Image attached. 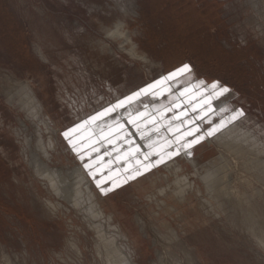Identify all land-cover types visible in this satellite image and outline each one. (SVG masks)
Instances as JSON below:
<instances>
[{
	"label": "rangeland",
	"instance_id": "374dc122",
	"mask_svg": "<svg viewBox=\"0 0 264 264\" xmlns=\"http://www.w3.org/2000/svg\"><path fill=\"white\" fill-rule=\"evenodd\" d=\"M184 64L192 74L158 84L120 111L154 108L165 119L126 126L124 160L102 166V153L88 157L81 148L102 141L97 135L112 116L97 119L95 129L92 117ZM201 80L230 89L213 101L218 110H200ZM224 106L244 115L194 144L190 158L182 148L159 164L161 152L145 159L148 140L156 137L149 146H160L168 132L182 137L179 145L191 141L230 114L219 110ZM71 128L75 148L64 136ZM232 128L248 138L229 151L217 140ZM34 157L64 174L83 169L85 200L88 187L102 217L90 202L75 207L56 194L36 173ZM263 158L264 0H0V264H106L100 236L108 234L127 264H264ZM252 161L263 173L252 171ZM149 163L136 179L101 190ZM177 163L183 167L176 175ZM211 169L217 193L208 183Z\"/></svg>",
	"mask_w": 264,
	"mask_h": 264
},
{
	"label": "bare ground",
	"instance_id": "6f19581e",
	"mask_svg": "<svg viewBox=\"0 0 264 264\" xmlns=\"http://www.w3.org/2000/svg\"><path fill=\"white\" fill-rule=\"evenodd\" d=\"M262 32V31H261ZM31 96V95H30ZM37 99V98H36ZM224 105H226V104H224ZM40 106V105H39ZM216 106V105H215ZM36 108V107H35ZM40 108H42V107H40ZM39 109V108H38ZM216 110H218V108L216 109ZM38 112V111H37ZM128 112H130L131 113V117H129V115L127 116V114L125 113V112H119V117H120V120L124 123H122L123 125H124V127L126 128V126H127V128L126 129H128V126H130L131 125V123H128V120L131 118V119H134V120H136V119H138V120H140V122H142L143 124H144V122H151V123H160V122H163L165 119L163 118V115H162V113L160 112V111H158V110H156V109H154V108H145V110L144 111H141L139 114H137L134 110H133V107H131L130 109H129V111ZM115 112H113L112 114H114ZM39 114V113H38ZM115 118H117V112L115 113ZM113 117V116H112ZM112 117H110L109 119L111 120V121H109L108 123H111L113 120H112ZM114 119V118H113ZM48 120V119H47ZM97 120V119H96ZM96 120H92L88 125H90L91 127H93V129H95V127L93 126V125H96ZM87 123H85L84 125H86ZM229 124V123H228ZM46 126V125H45ZM111 126H115L116 127V125H113V124H111ZM89 128V127H88ZM178 128H179V126H178ZM136 130V129H135ZM165 130V129H164ZM173 130H176V127H174L173 128ZM230 130V129H229ZM94 131V130H93ZM239 130H238V128H232L229 132H227L224 136H220L219 138H218V143H224L228 148V150L230 151V150H232V146H234L235 144H238L236 141L237 140H240V139H243V137H244V140L245 141H247V138H248V135L247 134H239V132H238ZM134 132V131H133ZM95 134V133H94ZM132 134V133H131ZM97 135V134H96ZM162 138H165V142L164 143H162V145H160V146H156V147H154L153 148V146H152V148H150V146L149 145H151V144H153V143H155L156 141H158L159 139L158 138H156V137H154V138H151L150 140H148V144L147 143H145V145L146 146H148V147H144L143 145H142V148L144 149V151H145V154L147 155V157H148V153L150 152V151H153L154 153H156V154H159V152H161L162 154H159V159H161L162 157H163V160H166V158H168L169 159V157H168V153L169 152H175L177 149H180V152H179V155H182V153H183V149L181 148V145H179V143L177 142L178 140H175L168 132H163L162 133ZM161 136H159V137H161ZM241 136V137H240ZM42 137V136H41ZM97 138H99L100 140H102L103 139V137H102V135H101V137H99L98 135H97ZM50 142V144H51V146H50V151H55V150H57V142H54V140H50L49 141ZM130 143V145H131V149L127 152L129 155H131L132 157L134 156V153L137 151V148L135 147V146H132V143H133V141H131V142H129ZM151 143V144H150ZM168 145H170V150H168ZM224 145V146H225ZM225 146V147H226ZM43 149V148H42ZM175 149V151H173ZM226 149V148H225ZM226 149V150H227ZM45 150H46V148H45ZM189 150V149H188ZM191 151V150H190ZM235 151H236V149H235ZM234 151V152H235ZM47 152V151H46ZM158 152V153H157ZM225 152V151H224ZM238 152H236V154H237ZM219 154H220V152H219ZM239 155V154H238ZM221 156H222V154H221ZM229 156V155H228ZM239 156H241V155H239ZM181 157V156H180ZM187 157L188 158H190L191 157V155H187ZM243 157L244 158H247V157H245V155H243ZM50 158H51V156H50ZM224 158V157H223ZM235 158V157H234ZM241 158V157H240ZM260 158V157H259ZM157 159H158V155H157ZM186 159V158H185ZM227 159V158H226ZM252 159V158H251ZM264 159V158H263ZM187 160V159H186ZM190 160V159H189ZM192 160V159H191ZM241 160V159H240ZM252 160H254V159H252ZM255 160H257V159H255ZM188 161V160H187ZM234 161V160H233ZM238 161V160H237ZM236 161H234V163H235ZM47 163V162H46ZM46 163H44L43 161L41 162V159H40V157H34V162H33V165H34V168H35V170H36V173L40 176V177H44V178H47V180L50 182V185H51V187L53 188V190L56 192V194H58L60 197H62V198H64V199H66L67 201H69L71 204H73L75 207H82V204H83V202L85 203V196L86 195H84V193H83V183H85V181L87 182V179H86V177H85V175H84V172H82V170L83 169H76V170H74L73 172H68L67 174H64V173H62V171L61 170H59V169H53V168H51L50 166H49V164H46ZM169 163H170V161H169ZM189 163V162H188ZM223 163V162H222ZM238 163V162H237ZM244 163H248V162H244ZM167 164H168V162H167ZM178 164V163H177ZM194 164V163H193ZM223 164H225V167H226V164H228V162L226 163V162H224ZM223 164H221L222 166H223ZM231 164V163H230ZM175 165V164H174ZM236 165V164H235ZM243 165V164H242ZM227 166H229V165H227ZM237 166V165H236ZM251 167H252V171H254L253 170V168L255 169V171H257V172H259V173H263V169H262V167H261V163H259V161H252V164L250 165ZM182 165H180V164H178V166H176L175 168V170H173V172L177 175L179 172H178V170H182ZM191 167V166H190ZM217 167V166H216ZM215 167V168H216ZM220 167V166H219ZM218 167V168H219ZM174 169V168H173ZM220 169V168H219ZM226 169V168H225ZM231 169V168H230ZM262 169V170H261ZM166 170V169H165ZM168 170V169H167ZM209 170V169H208ZM212 170V169H211ZM218 170V169H217ZM250 170V169H249ZM169 171V170H168ZM223 171V170H222ZM232 171V170H231ZM230 172V171H229ZM228 172V173H229ZM208 174H209V176L207 177V178H209L208 179V183H209V186H210V189L214 192V193H217V191H218V189H219V185H216L215 183H214V181H213V178L216 176V170L215 169H213L212 171H208L207 172ZM87 174V173H86ZM226 174V173H225ZM230 175L229 176H231V173H229ZM253 174H255V172L253 173ZM257 174V173H256ZM255 174V175H256ZM171 175V174H170ZM173 176V175H172ZM259 176V175H258ZM200 177V175L197 177V178H199ZM224 177H227V176H224ZM255 177H257V176H255ZM220 178V177H219ZM230 178V177H229ZM262 179V178H261ZM226 180H228L227 178H226ZM226 180H225V182H226ZM245 181H246V179H244ZM165 181V180H164ZM231 181V180H230ZM167 182V181H166ZM173 182V181H172ZM262 182H264V180L262 181ZM246 183V182H245ZM249 183V182H248ZM172 184V183H171ZM241 184V183H240ZM223 185V184H222ZM246 185H247V183H246ZM90 186V185H89ZM190 186V185H189ZM234 186V185H233ZM237 186V185H236ZM167 187V186H166ZM197 187V186H196ZM226 186H224L223 188H225ZM231 187V186H230ZM175 188V187H174ZM191 188V187H190ZM176 189V188H175ZM233 189V188H232ZM237 188H235L234 189V191L236 190ZM87 191H88V197H87V201L88 202H90L89 204H91V206H94V208L92 207V209L93 210H90L92 213H93V215H96V218H97V216H99V217H102V215L101 214H103V212L102 211H100L99 209H98V213L97 212H93L94 211V209H95V206H96V204H94L95 202V200H98L97 198H96V194L93 192V190L92 189H89L88 187H87V189H86ZM161 190V189H160ZM167 190V189H166ZM225 190V189H224ZM165 191V190H164ZM187 191V190H186ZM189 191V190H188ZM197 191V190H196ZM245 191V190H244ZM167 192V191H166ZM170 192V191H169ZM232 192V191H231ZM187 193V192H186ZM191 193V192H190ZM210 194V193H209ZM208 194V195H209ZM221 194V193H220ZM236 194H237V192H236ZM244 194V193H243ZM156 195H157V193H156ZM185 195V194H184ZM200 195H201V193H200ZM214 195V194H213ZM212 194H211V196H213ZM222 195H223V193H222ZM230 195V194H229ZM160 196V195H159ZM220 196V195H219ZM228 196V195H227ZM257 196V195H256ZM218 197V196H217ZM244 197V196H243ZM155 198V197H154ZM200 198V197H199ZM214 197H212V199H213ZM223 198H224V196H223ZM148 199V198H147ZM177 199V198H176ZM179 199V201H180V198H178ZM218 199V198H217ZM226 199V198H225ZM224 199V200H225ZM232 199V198H231ZM237 199H238V197H237ZM247 199H249V198H247ZM256 198H254V200H255ZM94 200V201H93ZM151 200V199H150ZM183 200H184V198H183ZM202 200V199H201ZM221 200V199H220ZM234 200H235V198H234ZM239 200H240V198H239ZM252 200V199H251ZM86 201V202H87ZM149 201V200H148ZM215 201V200H214ZM227 201V200H226ZM94 202V203H93ZM185 202V201H184ZM208 202V201H207ZM217 202V201H216ZM218 202H219V200H218ZM221 202V201H220ZM231 202H232V200H231ZM251 202V201H250ZM151 203V202H150ZM164 203V202H163ZM214 203V202H213ZM228 203V202H227ZM154 204H155V202H154ZM212 203H210V205H211ZM216 204V203H215ZM222 204V203H221ZM252 204H253V202H252ZM157 205V204H156ZM229 205V204H228ZM235 205V204H234ZM90 206V207H91ZM217 206V205H216ZM231 206V205H230ZM250 206V205H249ZM97 207V206H96ZM235 207V206H234ZM247 207V206H246ZM251 207H253L252 205L249 207V208H251ZM256 207V206H255ZM98 208V207H97ZM212 208H214V207H211V209ZM222 208H223V204H222ZM227 208V207H226ZM229 208V207H228ZM75 209H77V208H75ZM86 209V208H85ZM224 209V208H223ZM233 209V208H232ZM253 209H254V207H253ZM219 210V209H218ZM221 210V209H220ZM225 210V209H224ZM223 210V211H224ZM231 210V209H230ZM54 211V210H53ZM86 211H87V209H86ZM55 212V211H54ZM77 212V211H76ZM53 213V212H52ZM84 217V216H83ZM95 217V216H94ZM110 217V216H109ZM86 218V217H85ZM87 219V218H86ZM93 221V220H92ZM101 221V220H100ZM104 221H105V219H104ZM95 223V222H94ZM89 225V224H88ZM109 225V224H108ZM90 227H92V225L90 226ZM116 227V226H115ZM92 228H94V227H92ZM99 228V227H98ZM112 228V227H111ZM118 228V227H117ZM260 230V229H259ZM93 231V230H92ZM98 232V231H97ZM175 234V233H174ZM110 235H112V234H110ZM262 235V234H261ZM107 237L109 236V234L108 235H106ZM105 236V237H106ZM105 237L104 236H100V240H101V242H102V244H101V247L103 248L104 247V249H105V253H106V255H107V257L109 258V263L108 262H106V264L108 263V264H127V259L123 256V253L120 251L121 249H119L118 248V246H117V244H116V241H114V240H111L110 238H112V236H110V238H108L107 239V237H106V239H105ZM256 237V236H255ZM97 238H98V236H97ZM115 238V237H114ZM175 238V237H174ZM260 238V237H259ZM113 239V238H112ZM123 239H124V237H123ZM258 239V238H257ZM118 240V239H117ZM125 240H127V239H125ZM174 240V239H173ZM123 241V240H122ZM121 241V242H122ZM99 242V241H98ZM120 243V242H119ZM71 244V243H70ZM100 244V243H99ZM98 245V244H97ZM75 247H76V245H74ZM73 246V244H72V247H74ZM100 246V245H99ZM98 248V247H97ZM123 248H125V247H123ZM76 249V248H75ZM129 249V248H128ZM79 250V249H78ZM100 250V249H99ZM127 250V249H126ZM80 253V252H79ZM99 253V252H98ZM102 253V252H101ZM104 253V254H105ZM101 255V254H100ZM105 256V255H104ZM187 256H189L188 254H186V257ZM105 259V258H104ZM189 259H190V256H189ZM8 260V259H7ZM131 260H133V259H131ZM103 261V260H102ZM107 261V260H106ZM134 261V260H133ZM191 261V260H190ZM7 264V263H6Z\"/></svg>",
	"mask_w": 264,
	"mask_h": 264
},
{
	"label": "snow or ice",
	"instance_id": "6c2138e0",
	"mask_svg": "<svg viewBox=\"0 0 264 264\" xmlns=\"http://www.w3.org/2000/svg\"><path fill=\"white\" fill-rule=\"evenodd\" d=\"M192 72H193L192 66L189 64H184L181 67L177 68L175 71L171 72L168 76L164 77L163 80L157 81L156 84H150L148 87L141 89L139 92L134 93L132 96H129L126 99L121 100L118 103L112 105L111 107L106 108L104 110V112L99 113L97 116L92 117L91 119L94 121L96 119L103 118L104 116L115 112L116 109L123 108L126 104L130 103L135 98L139 97L141 94H145V95L148 94L149 91L151 89L156 88L158 84H161L164 81L176 80L178 77L190 75V74H192ZM195 87L201 89L200 97H201L202 103H200L198 106L202 107L204 109L205 113H207V111H215L216 109L214 108L213 101L219 100L221 97L226 96L230 92V89L226 86L221 85L219 81H214L211 84H207L205 81L201 80V81L197 82ZM187 91H189V89H185V92H187ZM181 95H184V93L182 92ZM193 110L195 111V108ZM219 110L222 113H230V114L227 115L226 118H222L219 124H216L215 126L211 127L204 135L197 136L195 139H193L191 141H186L185 143H183L181 145V148H183L185 150L187 155H191V152H189L187 150L191 149L194 144H197L200 141H202L205 138V136L210 137V136L215 135L216 132L221 130L223 127H226L228 123H231L233 120H236L240 116L244 115L242 110H232L227 106L221 107ZM129 117H131V113H129ZM177 118H179V117H177ZM117 123L119 124V121H117ZM128 123L135 125V120L130 118L128 120ZM209 123H211V121H209ZM81 126H78V127H81ZM120 127L122 128L123 125H120ZM75 131H76L75 128H71L64 133L65 138L68 139L69 144L72 145L73 148H75V145L71 139V134ZM197 131H198V129H197ZM185 135H192V133L187 132V133H185ZM180 139H182V137H177L178 141ZM179 152H180V149H177L175 152H169L167 155L169 158H171L174 155H178ZM147 158L148 157L145 156V159H147ZM162 160H163V157L160 160H157L155 163L159 164L162 162ZM85 167L90 168L91 166L89 164H85ZM152 167H153V164H151V163L146 164V165H144L143 170L137 169L134 173L125 177L124 180L119 181V182H113V184L110 188H102L101 190L105 194H107V192L112 191L113 189L119 187L121 184L127 183L129 180L136 179L137 176L143 174V171H147V170L151 169ZM106 179H108V178L106 177L105 180ZM104 182H105L104 180L97 181V186L99 187Z\"/></svg>",
	"mask_w": 264,
	"mask_h": 264
},
{
	"label": "crops",
	"instance_id": "0c3cea01",
	"mask_svg": "<svg viewBox=\"0 0 264 264\" xmlns=\"http://www.w3.org/2000/svg\"><path fill=\"white\" fill-rule=\"evenodd\" d=\"M200 100H201V98L199 99L198 105L200 103H202V101H200ZM121 110H123V108L117 109L116 123L113 124V125H116V127L111 126L110 123H106V125H107L106 126L107 127L106 131L107 132L106 133H102L103 139H102V141L100 143H96V144H94L91 147L90 146H88V147L84 146V147L81 148L82 150L86 149L90 153L88 155V157L91 156L92 154H95V153L96 154L97 153H102L101 156L105 160V162L103 163L102 166H104V165H106V166L112 165L113 166V163H111V162H114V161L116 162L117 161V162L120 163L121 160H124V156H125V152H126L125 140H126V138H128V136H130V134L127 133V131L125 130L124 125L122 124V121L120 120L119 112ZM200 110H201V107H200ZM110 116H114L115 117L116 115L115 114H112V115L109 114V115L104 116L102 119L107 120V119H109ZM117 121H119V124L117 123ZM212 124H213L212 126H215V124H216L215 121L212 120ZM120 125H123V127L121 128ZM75 134H77L76 136H78V134H80L82 136L84 135L83 132H80V133L76 132ZM87 135H91V133L88 132ZM136 144H137L136 141H134V145H136ZM111 152L112 153H114V152L117 153L116 158L114 157L113 159L112 158L109 159V155H110ZM119 163H118V165H119Z\"/></svg>",
	"mask_w": 264,
	"mask_h": 264
}]
</instances>
